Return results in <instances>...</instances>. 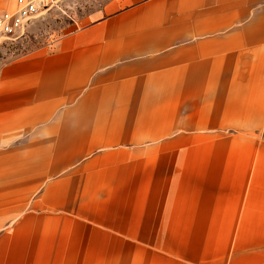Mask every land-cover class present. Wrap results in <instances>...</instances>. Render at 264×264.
Returning <instances> with one entry per match:
<instances>
[{
	"label": "crops",
	"instance_id": "1",
	"mask_svg": "<svg viewBox=\"0 0 264 264\" xmlns=\"http://www.w3.org/2000/svg\"><path fill=\"white\" fill-rule=\"evenodd\" d=\"M0 264H264V0H109L0 59Z\"/></svg>",
	"mask_w": 264,
	"mask_h": 264
},
{
	"label": "rangeland",
	"instance_id": "2",
	"mask_svg": "<svg viewBox=\"0 0 264 264\" xmlns=\"http://www.w3.org/2000/svg\"><path fill=\"white\" fill-rule=\"evenodd\" d=\"M109 0H69L61 10L52 9L33 22L24 36L0 49V59L9 60L32 50L48 47L80 26L81 20ZM11 10V9H10Z\"/></svg>",
	"mask_w": 264,
	"mask_h": 264
},
{
	"label": "built area",
	"instance_id": "3",
	"mask_svg": "<svg viewBox=\"0 0 264 264\" xmlns=\"http://www.w3.org/2000/svg\"><path fill=\"white\" fill-rule=\"evenodd\" d=\"M69 0H15L12 10L0 13V49L24 36L39 16L52 9L61 10ZM56 41L48 44L54 45Z\"/></svg>",
	"mask_w": 264,
	"mask_h": 264
}]
</instances>
